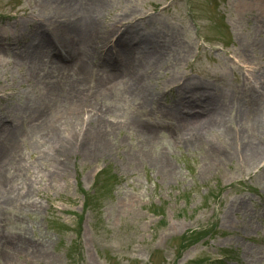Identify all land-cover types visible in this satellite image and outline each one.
I'll use <instances>...</instances> for the list:
<instances>
[{
  "label": "rangeland",
  "instance_id": "374dc122",
  "mask_svg": "<svg viewBox=\"0 0 264 264\" xmlns=\"http://www.w3.org/2000/svg\"><path fill=\"white\" fill-rule=\"evenodd\" d=\"M77 10L78 0H0V175L12 180L0 189V264L9 233L29 239L9 264H264V157L236 146L222 159L212 146L253 133L241 118L253 101L264 121V0H107L92 40L69 38L82 58L61 50L48 21L78 22ZM105 73L144 90L129 96L100 83ZM224 99L226 133L211 123ZM67 119L71 153L53 155L47 133ZM182 119L187 130L166 132ZM206 126L212 159L183 141Z\"/></svg>",
  "mask_w": 264,
  "mask_h": 264
},
{
  "label": "bare ground",
  "instance_id": "6f19581e",
  "mask_svg": "<svg viewBox=\"0 0 264 264\" xmlns=\"http://www.w3.org/2000/svg\"><path fill=\"white\" fill-rule=\"evenodd\" d=\"M107 2V0H78V14L80 16V19L78 22L72 21L70 20L69 17L65 18V15H62L60 17H57L55 15L51 16V19H49L48 21H50L49 23L54 27L52 28L51 32H53L51 35L56 36L59 41H60V46H61V50L62 51H69V50H73L75 51V53H77V58H78V53L79 56L82 58V52L80 50V46L76 45L78 43H74L72 41H70V37L72 35V33H77V35H79L81 37V44H86L89 40H92L93 37V31H94V27L96 26L97 20L99 19V17L101 16L104 4ZM130 22L129 21L127 23V29H124L126 27H124L123 32L117 37L116 41L118 45V43L120 45H124V41L126 36H130L131 33H133L135 31V29L133 30V28H130ZM42 29L43 27H48L47 23H45L43 25V23L41 24ZM45 30V29H44ZM41 31V30H40ZM47 31V33L49 34L50 29L45 30ZM42 34V36L47 37V34H44L42 31L40 32ZM76 45V48L74 49ZM262 48V50L264 51V46H256L255 48ZM162 54V52L157 53V58L158 56ZM79 62V61H78ZM76 63V67L77 70L82 74L84 72V68L85 66L83 64L80 63ZM105 81V84L108 83V86L112 84V86L117 87L119 89H123L125 90L124 93L127 92V94H129V96L133 95L135 92L142 93V91L144 90L140 88L139 91L137 88L134 87H128V84L126 82H124L122 79L119 78H115L113 76L110 75V73H105V75L100 76V83ZM140 87V86H139ZM142 90V91H141ZM141 91V92H140ZM114 94H109V97L113 96ZM120 98L124 99V96H120ZM59 104H52L51 108L49 110H52V107H57ZM62 108V107H60ZM58 108V109H60ZM56 109V110H58ZM230 109V105L226 103V99H224L222 101V103L218 104V106L215 108V112L212 115V120L211 123H214L218 126L223 127V129H225V133L227 132V129L224 128L226 125L227 120L225 118H223L222 114L224 112L229 111ZM261 109H259V104L255 101H253L250 106L248 108H244L241 111V118L242 121L246 120V119H251L246 121L250 122L253 121L251 123L254 124L253 126V133H250L249 130H244L243 134L241 137L236 138L235 134L228 136L227 133L225 134V138L227 139V142H220V143H216L215 145L213 144L212 146H215L214 150L218 151V150H225L226 153H228L227 155L222 156V159L225 158H231L233 156L232 152L236 146H240V147H244L248 152H249V156L250 158L256 162V161H261L262 158L264 157V121H260L261 119ZM54 111V108H53ZM193 118H197V116L193 117ZM80 120V119H78ZM183 120V119H182ZM75 120L73 119H67L66 122L64 123H58V125L49 130L47 135L50 138V140H54L57 143L58 149L57 151H55L56 153H53L54 150H52L51 152H48L49 154L53 153L57 155V153L61 152V153H65L66 155H70V149H71V140L69 139V134H68V130L71 128L72 125H74ZM183 123L180 126V129L175 130V129H171V130H167V133H177L181 132V131H185L188 129V122L186 120L182 121ZM64 125V127H63ZM116 124L114 123H110L108 124H103L102 125V131H100L98 139L99 141H102L103 137L105 135L108 134L109 131H112V129H115ZM139 127L142 128V130L145 133H148L149 137H155L156 134L159 132L160 129L157 128H150V127H146V126H142L139 125ZM100 128V129H101ZM209 126H206L203 128V131L205 132H201L199 133L193 140H187L184 139L183 141L189 145V147H192L194 145H199L200 147H202L203 152L205 154V158L206 159H212L215 157L214 153L211 152L212 150H208V149H204L203 148V143L204 140H208L207 137L209 136ZM99 131V130H98ZM17 136H13L12 138H15L16 140ZM178 139H182L181 137H178ZM15 140H10L12 143ZM245 145V146H244ZM242 147V149H243ZM12 148V147H10ZM9 148L6 149H1L0 150V155L3 154L4 152L8 151ZM101 150V146L100 144L97 145L96 147H91L90 148V154L91 155H96V152H99ZM229 151V152H227ZM223 155V154H221ZM157 156L159 157H163L161 154H158ZM12 160V164H14L13 159ZM9 164V162H8ZM16 164V163H15ZM10 165V164H9ZM68 164L67 165H56V169L58 170V172H66L67 168H68ZM64 172V173H65ZM171 172V171H170ZM11 176L10 173H8L6 175V172L3 175H0V189H6L7 187H9L12 183V180H8L7 177ZM15 205H19L21 204V202L19 201H14ZM9 239H10V243L9 241L7 242V249L4 250V252H2V257L4 260L5 264H9L10 262V253H14L17 250H19L20 246H22L23 244H25V242H28L29 239L26 238V236L23 233H9ZM41 248V247H40ZM37 248L36 253H38L39 255H41L43 252L42 249ZM13 251V252H12Z\"/></svg>",
  "mask_w": 264,
  "mask_h": 264
}]
</instances>
